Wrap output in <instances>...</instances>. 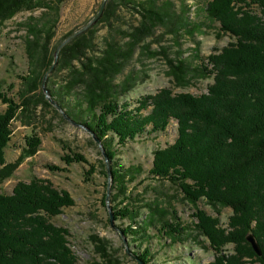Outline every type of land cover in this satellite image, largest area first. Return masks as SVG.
<instances>
[{
    "label": "trees",
    "instance_id": "obj_1",
    "mask_svg": "<svg viewBox=\"0 0 264 264\" xmlns=\"http://www.w3.org/2000/svg\"><path fill=\"white\" fill-rule=\"evenodd\" d=\"M63 1L0 0V26L20 10H40L39 15L30 14L20 24L26 32L23 42L30 63L29 74L22 79L24 86L30 84L32 89H38L43 72L49 67L40 65V62L54 39ZM158 1H121L123 5H130V2V7L141 14L140 23L124 32L131 38L129 43L132 45L152 35L158 24L176 25L177 30L171 31L174 33L181 26L188 25L186 18L175 19L169 9L157 6ZM252 4L257 5L258 12L252 11ZM204 10L211 20L219 23L220 31L235 39L219 51L207 55L206 63L211 66L208 73L214 74L215 81L207 86L205 93H174L164 88L156 94L139 98L133 108L126 101L120 103L117 96L128 91L129 85L124 83L120 88V85L113 84L111 77L119 63L116 60L121 58L119 61H122L127 52L122 50L118 53V44L114 42L109 43L103 56L94 57L93 60L89 56L86 58L92 63L95 60L96 65L84 62L81 68L85 89L82 100L77 99L79 108L72 109L65 101L55 99L57 88L48 87L49 96L74 121H79L75 118L78 116L80 124L93 130L106 146L105 152L110 159L114 158L117 150L107 145L104 136L110 134L116 137L121 146L145 132H163L167 125L176 120L177 137L166 147L153 152L149 175L156 180L176 182L184 193V199L196 207L194 216L197 222L193 225L217 252L211 264H246L247 261L250 264H264V0H208ZM108 12L102 15L107 16ZM81 47L84 48L83 45ZM178 64H173V70L178 73L174 75L186 83L187 65L182 61ZM203 69L206 72L204 66ZM76 72L71 73L73 79ZM85 73L89 75L87 80ZM72 80L70 78L63 86L67 93L72 90ZM17 97L18 101L6 95L0 85V99L8 104L0 112V184L15 173L27 156L33 157L39 147L37 139L29 141L26 138L27 144L19 157L11 162L5 161L4 148L12 133L10 120L14 118L16 108L22 106L19 98L26 100L24 92H17ZM149 107L150 110L142 114ZM111 170L112 189L122 191V203H129L119 207L116 215L135 218L138 204L130 203L135 199L126 194L128 185L125 180L132 171L127 169L125 172L122 168ZM202 198L217 208L216 215L199 208L198 203ZM71 203L73 200L66 192L60 194L54 186L35 177L30 183H18L12 188L11 195L0 194V264H75L76 256L66 246V229L54 226L47 219ZM228 206L232 214L227 226L222 227L218 209ZM152 220V217L145 220L144 225ZM160 221L158 230H169V235L182 229L180 223L166 222L164 219ZM251 233L261 246L259 256L246 240ZM91 238L99 243L97 252H102L101 239L94 234ZM228 243L234 245V250L231 254H224L222 251ZM141 253V261L148 263L150 249L146 246Z\"/></svg>",
    "mask_w": 264,
    "mask_h": 264
},
{
    "label": "rangeland",
    "instance_id": "obj_2",
    "mask_svg": "<svg viewBox=\"0 0 264 264\" xmlns=\"http://www.w3.org/2000/svg\"><path fill=\"white\" fill-rule=\"evenodd\" d=\"M101 1L61 2L60 20L54 30L55 36L40 65H52L58 43L97 13ZM121 1L108 0L103 14L109 11V15L100 16L97 23L84 34L71 39L60 50L58 62L45 82V87L58 89V93L54 95L55 99L65 101L72 109L79 108L77 99L82 100V92L85 89V82L81 80L84 77L81 68L84 62L96 65L95 60L92 63L86 58L89 56L93 60L94 57L103 56L109 43L114 42L118 44V53L122 50L127 52L122 61H119L121 58L116 60L119 63L112 71L111 77L113 84L120 85V88L124 83L129 85L128 91H124L122 96V93L117 96L120 103L126 101L133 108L138 104L139 98L156 94L164 88L174 93H205L207 86L215 81L214 74L208 73L211 66L206 63L207 55L219 51L222 46H227L235 40L228 33L220 31L219 23L207 16L204 8L208 0H159L156 2L157 6L169 9L175 19L186 18L188 25L181 26L177 33H174L171 31L177 30L176 25L158 24L152 35L136 45L129 43L131 38L124 32L130 31L140 23L141 14L130 7V2V5H123ZM256 6H250L252 11H257ZM113 11L114 14H111ZM30 14L37 16L40 10H20L0 26V85L6 95L17 101V92H24L26 95V100L19 98V102H23L22 106L16 108L15 116L9 123L12 133L4 148L5 161L11 162L19 157L27 144L26 138H29V141L32 138L37 139L39 147L33 157L27 156L15 173L0 184V194L11 195L12 188L18 183H30L34 177L54 186L60 194L66 192L73 203L64 205L60 213L48 216L47 219L54 226L66 229V246L76 256L75 264H140L143 261L139 256L146 246L150 249L151 257L148 263L144 261L143 264L213 263L217 257L215 248L193 225L197 222L194 216L196 207L184 199V193L176 182L153 179L148 172L153 165V152L176 139V120L167 125L163 132H145L121 146L116 137L110 134L104 136L107 145L117 150L114 158L110 159L108 154L106 158V146L101 141L97 142L93 130H88L83 123L80 124L81 119L78 116L75 118L79 121H74L61 107L60 111L56 104L48 100L45 89L41 86L46 69L38 89H32L30 84L24 86L22 79L29 74L27 70L30 63L23 42L26 32L20 24L26 21ZM70 47L72 49L68 50ZM81 49L82 54H78ZM180 61L187 65L186 83L174 75L177 72L173 70V64L179 65ZM203 66L207 69L206 72ZM75 70L77 72L73 79L71 73L74 74ZM70 78L73 79V85H70L72 90L67 93L63 86ZM87 79L88 74L85 80ZM7 105L0 99V112L4 111ZM149 110L150 107L143 110L142 114ZM85 112L89 113L87 110ZM80 156L82 158H79ZM108 165L110 171L111 168L132 171L125 180L128 185L126 194L135 199V202L130 203L138 204V215L135 218L116 215V210L128 202L122 203V191L112 189V179L106 197ZM142 179L144 182L140 183ZM198 206L204 208L208 214H217V208L210 206L204 198ZM112 213L114 218L110 220ZM231 214L230 206L218 209L222 227L227 226ZM151 217L153 220L148 221L149 224L145 226L144 221ZM163 219L166 222L180 223L182 229L171 235L169 230H158L160 220ZM93 234L101 239L104 247L102 252H97L96 246L99 243L91 238ZM233 250L234 245L228 243L222 252L231 254ZM247 262L246 264H250V261Z\"/></svg>",
    "mask_w": 264,
    "mask_h": 264
},
{
    "label": "water",
    "instance_id": "obj_3",
    "mask_svg": "<svg viewBox=\"0 0 264 264\" xmlns=\"http://www.w3.org/2000/svg\"><path fill=\"white\" fill-rule=\"evenodd\" d=\"M108 0H102L101 1V3H100V5H99V10L97 11V13H95L90 19H88L86 22H85V24L83 25V26H80L79 28H77L76 30L74 29V30H72L71 32H70V34H68L67 36H66V38L65 39H63L61 42H59L58 43V45H57V49H56V51H55V53H54V58H53V63H52V65L51 66H49L48 67V69L45 71V75H44V77H43V79H42V83H41V86H43V88L45 89V95H46V97L48 98V100L49 101H51V102H53L54 104H56L57 105V108H58V110H60L61 111V106H59L58 105V103H57V101L55 100H52L51 98H50V96H49V90H48V88L47 87H45V82H46V79L48 78V76L50 75V72L54 69V67L56 66V64H57V62H58V60H57V58H58V53L60 52V50L63 48V46L65 45V44H67L71 39H75V38H77L78 36H80V35H82V34H84V32L87 30V29H89L90 27H92L95 23H97L99 20H98V18L104 13V11H105V9H106V7H105V5H106V2H107ZM80 125V124H79ZM84 126V125H83ZM85 127V126H84ZM89 130V129H88ZM94 138L97 140V142H99L100 143V140L97 138V135L95 134L94 135ZM104 155H105V157L106 158H108L107 157V155H106V153H104ZM107 170H109V177H108V181H107V184H108V191H107V193H106V197L108 196V193H109V191H110V185H109V183H110V181H111V179H112V177H113V174H112V171H110V168H109V165H108V168H107ZM112 218H114V214L112 213L111 214V218H110V220H112ZM257 237L254 235V234H249L247 237H246V240L249 242V244H251L252 246H253V248L255 249V252H256V254L259 256V255H261V251H262V249H261V246H260V244H258V242H257V239H256ZM140 264H143V262H140Z\"/></svg>",
    "mask_w": 264,
    "mask_h": 264
}]
</instances>
